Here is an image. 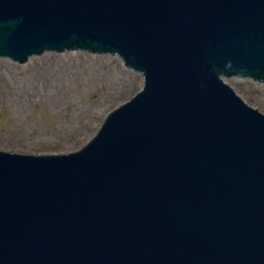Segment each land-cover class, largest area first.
Masks as SVG:
<instances>
[{
	"label": "water",
	"instance_id": "95a60500",
	"mask_svg": "<svg viewBox=\"0 0 264 264\" xmlns=\"http://www.w3.org/2000/svg\"><path fill=\"white\" fill-rule=\"evenodd\" d=\"M120 58L141 87L65 153L0 149V264H264V0H0V66Z\"/></svg>",
	"mask_w": 264,
	"mask_h": 264
},
{
	"label": "rangeland",
	"instance_id": "374dc122",
	"mask_svg": "<svg viewBox=\"0 0 264 264\" xmlns=\"http://www.w3.org/2000/svg\"><path fill=\"white\" fill-rule=\"evenodd\" d=\"M1 65V63H0ZM120 58L57 52L0 66V149L65 153L85 144L105 115L141 87ZM234 89L264 113V83L241 78Z\"/></svg>",
	"mask_w": 264,
	"mask_h": 264
}]
</instances>
